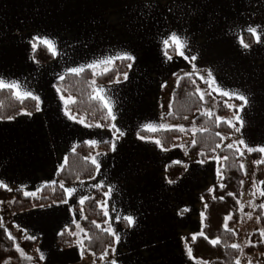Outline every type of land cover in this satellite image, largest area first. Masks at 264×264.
<instances>
[{
	"label": "crops",
	"instance_id": "1",
	"mask_svg": "<svg viewBox=\"0 0 264 264\" xmlns=\"http://www.w3.org/2000/svg\"><path fill=\"white\" fill-rule=\"evenodd\" d=\"M51 1L0 0V78L17 81L22 89L38 96L40 109L32 115L23 113L13 120H0V181L11 191L35 193L57 183L56 173L65 163L67 153L78 144H88L90 140L96 141L95 145L108 142L110 149L94 157L100 168L93 180L63 183L64 192L65 188L76 190L71 197L65 192L67 203L21 213H14L11 208L6 221L0 204V217L7 234L23 233L27 236L24 240L34 236L35 239L29 240H36V245L41 242L45 257L40 259L41 264H77L82 258L81 248L61 249L55 239L64 226L69 223L76 226L80 222L82 214L74 209V204L80 203L82 197L89 198L96 188L105 189L102 208L108 213L109 230L113 231L111 226L119 224L116 225L119 231L115 230L118 235L128 228L136 232L138 225L146 224L141 206L133 201L129 187L126 189L119 183V176L132 159L148 156L130 155L135 148L147 153L149 147L154 151L159 147L153 139L141 140L138 132L147 124L162 129L157 122L156 126L153 124L159 113L160 98L165 83L182 68V61L176 55L171 60L165 57L163 40L172 32L180 35L184 31L187 37L183 39L188 41L193 32L186 31L193 26V30L202 32L203 39L213 43L217 36L218 40L215 47L196 54L197 62L211 66L214 65L211 60L241 59L228 46L229 39L239 38L240 42L242 38L246 44L250 41L248 48L258 44L256 36L247 29L251 25L262 36L264 0H57L61 5V13L57 15L52 13ZM230 33L235 35L231 37ZM244 34H247L245 39ZM35 37H47L56 45L57 55H52V61L46 65H38L33 59L34 41L42 43ZM124 53L135 57L134 61L129 60L132 66L127 79L97 87L110 103L116 117L113 124L125 133L120 136L115 131L119 136L116 138L109 130L69 118L54 83L71 73L70 68L86 69L89 64L111 57V63L96 67L110 66L120 60L115 57ZM181 75L171 89L167 114ZM125 216H131L134 225L130 226ZM119 244L115 240L113 246Z\"/></svg>",
	"mask_w": 264,
	"mask_h": 264
},
{
	"label": "trees",
	"instance_id": "2",
	"mask_svg": "<svg viewBox=\"0 0 264 264\" xmlns=\"http://www.w3.org/2000/svg\"><path fill=\"white\" fill-rule=\"evenodd\" d=\"M246 37L247 34H244L243 38ZM34 44L36 45L33 52L34 61L38 65L50 63L53 59L52 53L42 43L34 41ZM247 44L250 45V41ZM168 54L170 56L177 54L175 46L168 48ZM129 63L128 59H120L107 68L108 71H105L104 67H99L86 68L79 75L64 74V79L56 81L54 86L56 90L59 89L57 92L60 97L63 96L64 108L67 113L75 117L76 120H83L87 126H97L114 134L112 118L95 90L98 86L114 83L118 76L127 73ZM188 74L181 75L177 81L172 92L169 111L171 115L168 113L166 120L169 123H177L185 120L184 117L192 118L194 127L184 128L183 131L180 129H159L154 132L141 130L138 132V136H144L145 139L160 140L159 147L168 150L177 139L193 135L195 144L192 143L187 151L190 156H197L200 161L206 162L216 155L221 160L219 183L214 184L209 190H205L201 194V198L207 204V208L204 205L203 210V226L201 228L203 235H196L195 240L192 239V236H186L184 242L187 247L192 248L194 259L205 261L207 264H236L241 250L231 247L236 242V236L228 226L235 227L245 223L250 217L248 208L240 209L238 202L245 177L241 167L243 157L234 147L223 149L217 147L222 142V135L235 133L233 127L220 119L225 118L230 112L225 104V98L214 93L216 113L210 115L204 113L202 111L203 100L200 99V94L196 89L199 85L208 87V84L201 81L195 74ZM37 112L36 100L26 98L21 103L14 98L10 90H0V120H9V116L16 119L23 113H31L32 115ZM194 128L196 129L195 132L193 131ZM96 149L106 153L110 149V144L108 142L98 145L78 144L67 153L65 163L56 173L57 183L41 188L34 196L25 195L23 191L18 189L11 191L5 187H0V204L12 195V211L21 213L37 207L64 202L66 196L63 188L60 187V183L72 184L76 181L92 179L97 169L96 165L92 163L91 155ZM225 157L227 159H224ZM251 158L256 162L257 181H264V161H261V153L254 151L251 153ZM186 170L185 164L169 163L165 166V177L167 181L175 182L185 174ZM104 200L105 189L96 188L83 204H74V209L79 210L82 214L79 222L84 236L81 243V249H83L81 254L91 252L97 264H111V262H102V258L108 247L115 244L114 236L105 229L107 216L101 206ZM251 209L253 215L264 225V207L257 205L254 199L251 202ZM0 225H2L1 217ZM75 230L74 223L64 226L56 236L57 246L61 249L75 246L77 243ZM212 240H218L219 243L213 245ZM23 242L28 251L37 243L36 240L29 239H25ZM244 250L249 254L264 252V243L261 241L259 233L251 234L250 244ZM24 253L25 256L29 257L27 252ZM25 256H21L20 252L16 250V244L13 239H9L5 228L0 227V264L5 261H8V264L41 263L37 256L31 257V260L26 259Z\"/></svg>",
	"mask_w": 264,
	"mask_h": 264
},
{
	"label": "rangeland",
	"instance_id": "3",
	"mask_svg": "<svg viewBox=\"0 0 264 264\" xmlns=\"http://www.w3.org/2000/svg\"><path fill=\"white\" fill-rule=\"evenodd\" d=\"M60 7L61 5L58 4L57 0H53L52 13L54 15L60 14ZM44 10L39 11L42 12ZM192 27L186 31L191 30L189 32H193L189 40L186 41L187 47L184 49L186 56L190 57L193 53L195 55L204 53L208 47L217 45V36H214L215 40L212 43L206 38L203 39L204 35L199 29L196 32ZM180 35L182 38L187 37L184 31ZM234 35L230 33L229 36L233 37ZM260 39L262 42L250 48L241 46L239 38L236 41L232 38L229 39L228 46L241 58L232 60L237 61L238 64L232 61L220 62L215 60L214 62L211 60L214 65L208 66L196 60H186L176 54L177 58L182 61V68H179L171 79L165 83L164 95L160 98L159 113L156 121H153L155 126L156 122L159 125L170 126L162 129H180V126H183V129L194 127L192 118H187L175 124L169 123L165 118L168 112L167 107L170 101L171 89H173L177 77L185 73L195 72L199 78L201 76L207 78V71L211 70L212 72L215 81L212 87H209L211 81L207 83L208 87L202 85L197 87L204 93L202 107L204 113H216V100L213 93H218L222 96L221 92L216 90L217 87L223 91L239 93L248 98L247 105H244L241 110L242 101L223 95L225 104L230 112L225 118H220L233 127L235 133L222 135L219 149L232 144L235 149H239L240 155L243 153L241 156L243 157L242 168L245 177L238 202L240 209L248 208L250 217L245 223L235 227L228 226L234 232L236 236L235 244L241 250L238 258L240 264H264V252L249 254L244 250L250 244V236L254 232L259 233L260 239L264 243V235H261L264 232V225L253 215L251 209V202L254 199L257 205H264V196L260 195V191L264 189V184L257 181L256 162L251 158V153L254 151L248 152L245 147V145L254 149L264 147V31H262ZM243 61H246V63ZM111 65L104 66L103 69H107ZM193 65H195V71L193 70ZM229 76H232L233 78L231 79L233 80L229 79ZM123 78L124 75H120L117 80L121 81ZM201 81L205 82L204 80ZM237 116L240 117L239 121ZM237 128L240 130L237 131ZM193 131L195 132L196 129L194 128ZM113 136L119 137L116 133ZM240 140H244L245 144H239ZM192 143L193 135H187L177 139L168 150L157 147V151H154L149 147L147 153L138 148L131 151L130 155L133 156L139 154L148 156L139 160L132 159V163L128 164L119 176V183L126 189L129 187L130 191L128 193L132 195L133 201L141 206L146 224L145 226L138 225L136 232H130L129 228L125 230V233L124 231L119 232L120 244L116 245V247H108L102 262H112L114 260L116 264H207L205 261L188 257L184 238L186 236L193 237V235L196 236L201 233L205 205L201 194L203 191L209 190L214 184L219 183L222 162L215 155L208 161L201 163L197 156H190L187 152ZM100 153L105 152L96 149L91 155V160L95 159L94 157ZM260 153L262 155L261 161H264V152ZM172 161L185 164L187 170L177 181L169 183L165 177V166ZM123 163L126 162L124 161ZM125 182L128 183L125 185ZM37 193L35 192L34 194L36 195ZM12 201L13 197L10 195L1 203L2 218L5 221L8 218L7 212H11ZM102 205L103 202L101 203ZM78 224L76 222L75 235L77 243L75 247L79 246L81 248L84 236L83 230L80 225L78 227ZM107 225L109 227L108 218L105 222V229L109 231ZM116 225L119 224L115 223L111 226L113 231H119V228L116 229ZM126 236H128L127 241L130 242L124 244ZM12 237L16 245H19L24 252H27L29 257H40L42 251V248H40L41 242L28 251L27 246L23 242L24 237H27L26 235L14 233ZM37 249L40 251L38 252ZM81 255V261L78 260L77 264H96L91 252ZM71 264H74V262Z\"/></svg>",
	"mask_w": 264,
	"mask_h": 264
},
{
	"label": "snow or ice",
	"instance_id": "4",
	"mask_svg": "<svg viewBox=\"0 0 264 264\" xmlns=\"http://www.w3.org/2000/svg\"><path fill=\"white\" fill-rule=\"evenodd\" d=\"M247 30L250 33H252L253 35L256 36L257 43L262 42L261 39H260V36L257 34V29L255 27H252L251 25H249V27H248ZM34 39L40 40L46 46V48L52 53L53 56L57 55L56 45H55V43L51 39H49L47 37H35ZM240 43H241V45L244 48H248L249 47L248 44L244 43V41H243L242 38L240 40ZM163 45H164V49H163L164 55H165V57L168 60H171L172 59V56H170L168 54V48L170 46H175L176 53L178 55H180L181 57H184V59H186V60L195 61L197 59V56L196 55H192L190 57L185 55L184 49L187 47L186 40L183 39L180 35H178L175 32L170 33L169 36L166 39L163 40ZM32 46H33V49H35L36 45L33 44ZM115 58L116 59H124V58H126V59L132 60V61L135 60V57L132 56V55H130V54H128V53H124L122 56H119L118 55ZM112 59L113 58L110 57V58H107L104 61H96L93 64L87 65V67L88 68H95L97 65H99L101 63H111L112 62ZM131 66H132L131 64L128 65L129 68H131ZM193 70L195 71V65H193ZM69 71L71 73H73V74L79 75L81 72L84 71V67H73V68H70ZM105 71H108V69H105ZM188 75H190V74H188ZM60 79L63 80L64 77L61 76ZM124 79L125 80L127 79V73H124ZM200 79L201 80H204L205 83H209L211 81V83H209V87L210 88L215 83V81L213 79V76H212L211 70H208L207 71V78H205L204 76H201ZM117 82H119V81L117 80ZM93 83H95V82L93 81ZM193 83H195V81H193ZM3 89L10 90L12 92V95L14 96V98H16L17 100H19L21 103L26 98H31L33 100L39 101V97L38 96L34 95L31 91H29L27 89H22L21 88V85L17 81H6L5 79L0 78V90H3ZM216 90L217 91H220L221 94L224 95V96H228L229 98H233L234 97L235 99H237L239 101H242L243 103L241 105V110L243 109L244 105H247V103H248V98L246 96H244V95H241L239 93H230V92H227V91H223V90L219 89V87H217ZM57 91H59V89H57ZM95 91H96L97 96L100 99V101H102L103 104H104V106L108 109V113L111 116V118L113 120H115L116 117H115V115L112 114V109H111V106H110V103H109L108 99L101 94L103 92V90L102 89H96ZM196 91L200 93V99L203 100L204 99V93L201 92V90L199 88H197ZM61 98L63 99V96ZM37 110L38 111L40 110L39 109V103H37ZM27 114L28 115H31V113H27ZM208 114L210 115V113H208ZM169 115H171V113H169ZM69 118L75 119V117H72L71 115L69 116ZM8 119L11 120V119H13V117L9 116ZM184 119H187V117H184ZM237 120L238 121L240 120V117L239 116H237ZM80 122L83 123V120H81ZM241 125H242V121H241ZM112 127H113V129H115V131L117 133H119L120 136H124L125 135V133L123 131H121L119 128H116L115 124H113ZM158 127L159 128H165V127H170V126L160 125ZM143 128H144V130L153 131V132L158 130V128L157 127H154L152 124L144 125ZM180 130L181 131L184 130L183 129V126H180ZM239 130L240 129L237 128V131H239ZM139 138L141 140H144L145 139L144 136H140ZM87 143L89 145H95L96 144V141H91L90 140ZM154 143L157 144V145H160L161 144V141L160 140H155ZM193 144H195V141H193ZM239 144L244 145L245 144L244 140H240L239 141ZM217 147H219V145H217ZM232 147H233L232 144H228V148H232ZM245 147L247 148V151L248 152H252V151L264 152V147H261L259 149H254V148L248 147L247 145H245ZM112 150L115 151V145L114 144L112 145ZM237 151H239V149H237ZM241 155H243V153H241ZM224 159H227V157H225ZM92 163L95 164L96 165V169L99 170L100 164L97 163V161L95 159L92 160ZM177 163H179V162H177ZM201 163H203V161H201ZM241 167H243V165H241ZM168 182L169 183H173V181H168ZM261 183L264 184V182H261ZM97 186L99 187L100 185H97ZM0 187H6V185H4L2 181H0ZM60 187L61 188H64L63 182L60 183ZM8 190H11V189H8ZM75 191L76 190L73 189V188H65V192L67 193V195L69 197L73 196V194L75 193ZM25 195H35V194L34 193H25ZM229 195H232V193H229ZM260 195L261 196H264V189H262L260 191ZM86 199H88V197H82L80 199V201H79L80 204H83ZM220 199H223V197H220ZM64 202L67 203V201H64ZM262 207H264V206H262ZM205 208H207V204H205ZM105 215L106 216L108 215L107 211H105ZM124 219L127 221V223L130 226L131 225H134V223H135L134 219L131 216H125ZM0 227H2V225H0ZM78 227H79V225H78ZM5 231H7V229H5ZM109 231H111V230H109ZM111 234L113 236H115V240L118 243L119 240H120V237L115 234V231H111ZM200 235H203V232H201ZM261 235H264V232H262ZM8 236H9V239H13L12 236H11V233H8ZM29 239H35V237L34 236L33 237H29ZM192 239L195 240L196 239V236L193 235ZM211 243L213 245H216L217 243H219V241L218 240H212ZM231 247L234 248V249H238L239 248V246L236 245V244L231 245ZM16 250L18 252H20L21 256H25V253H24L23 249H21L19 245H16ZM37 251L39 252L40 250L37 249ZM113 251H114V249H113ZM186 251H187L188 257L190 259L193 258L192 248L186 246ZM81 253H83V249H81ZM25 258L26 259H29V260L32 259L31 257H27V256H25ZM39 258L41 260L45 259L44 254L42 252L40 253V257ZM5 264H8V261H5ZM111 264H116V262L113 260L111 262ZM236 264H240V261L237 260L236 261Z\"/></svg>",
	"mask_w": 264,
	"mask_h": 264
}]
</instances>
